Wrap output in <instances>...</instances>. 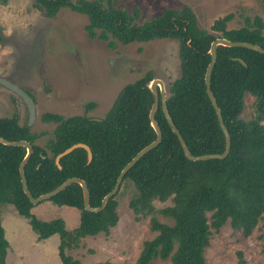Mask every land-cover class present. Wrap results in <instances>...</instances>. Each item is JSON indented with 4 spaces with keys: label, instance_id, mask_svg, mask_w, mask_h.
I'll return each mask as SVG.
<instances>
[{
    "label": "trees",
    "instance_id": "16d2710c",
    "mask_svg": "<svg viewBox=\"0 0 264 264\" xmlns=\"http://www.w3.org/2000/svg\"><path fill=\"white\" fill-rule=\"evenodd\" d=\"M32 4L47 18L55 17L61 8L86 15L84 29L88 37L105 41L108 48L155 39L178 40L180 73L166 90L170 116L191 154L223 152L224 136L205 92L208 49L215 38L250 42L264 48V21L259 15L245 17L241 26L229 29L227 24L232 15L226 14L215 19L207 30L198 26L188 6L179 10L167 8L154 18L139 22L137 12L129 13L111 0H33ZM216 50L210 88L231 137L228 156L205 161L185 158L159 105L155 119L162 132L160 143L126 173L119 190L103 210L84 209L77 183L49 199L55 205L78 210L79 224L73 230H67L61 218L44 221L31 213L34 205L21 188L18 171L25 148L0 143V264H6L8 248L1 225L3 206L13 205L16 213L28 221L38 241L57 234L62 264H81L66 254L65 248H77L87 236L109 233L118 221L116 197L123 186L130 185L134 189L130 208L135 214H151L150 228L156 232L153 238L143 242L134 264H149L155 258L169 259L170 264H208L204 250L211 230L218 231L226 223L244 236L257 229L264 237V54L221 45ZM236 58L243 59L245 65ZM153 78L147 72L127 83L100 118L43 112L41 121L55 126L42 145L36 141L45 132L32 131L27 121L20 122L17 113L0 116L1 137L24 139L33 146L24 167L31 194L37 197L76 176L88 186L90 206H99L124 165L155 139L148 119L153 100L148 84ZM247 94L253 97V115L248 119L242 116ZM93 107L94 103L88 102L85 109ZM77 142L90 147L91 161L87 163L83 148H76L60 159L58 168L55 156ZM169 198L168 206L153 205L154 200L163 202ZM157 215L169 218L171 223L158 220ZM261 253L264 258V245ZM236 264H245L240 251Z\"/></svg>",
    "mask_w": 264,
    "mask_h": 264
},
{
    "label": "rangeland",
    "instance_id": "374dc122",
    "mask_svg": "<svg viewBox=\"0 0 264 264\" xmlns=\"http://www.w3.org/2000/svg\"><path fill=\"white\" fill-rule=\"evenodd\" d=\"M129 13L137 12L144 22L164 9L188 6L196 16L200 28L209 29L215 19L231 14L227 27L237 28L245 17L259 15L264 21L263 0H111ZM33 0H0V49L11 46V57L0 58V77L24 88L34 98L36 117L30 126L34 132H45L36 143L49 138L54 128L40 116L52 112L62 116L82 115L100 118L109 109L120 90L147 72L160 78L167 90L170 81L179 76L178 40L155 39L146 43L131 42L108 48L105 41L89 38L84 26L86 15L69 8H61L53 18L42 16ZM38 13V16L35 15ZM35 16V20L33 17ZM27 24V29L24 25ZM7 27L12 35L5 36ZM9 61H13L9 63ZM88 102L94 107L86 111ZM253 97L245 96L242 116L251 118ZM18 114L20 122L27 121L24 102L0 85V116ZM134 192L132 185L120 189L116 197L118 221L109 233L100 232L80 240L78 247L68 246L65 253L81 264H134L142 244L156 235L150 228L151 214H135L129 206ZM171 204L154 200L161 208ZM37 218L64 220L67 230L79 224V212L70 206H58L44 200L31 208ZM209 215V214H208ZM158 220L171 223L157 215ZM1 225L8 242L6 264H62L58 256L60 238L53 234L37 240L28 221L18 215L13 205L3 206ZM264 237L255 229L244 236L226 223L218 231L211 230L209 244L204 250L208 264H236L242 252L245 264H264L261 249ZM149 264H170L169 259L155 258Z\"/></svg>",
    "mask_w": 264,
    "mask_h": 264
},
{
    "label": "water",
    "instance_id": "95a60500",
    "mask_svg": "<svg viewBox=\"0 0 264 264\" xmlns=\"http://www.w3.org/2000/svg\"><path fill=\"white\" fill-rule=\"evenodd\" d=\"M227 46V47H243L246 49L253 50L255 52L264 54V48L259 46L258 44L250 43V42H244V41H232L226 38H215L209 46L208 53L210 55V60L206 66L205 73H204V85H205V92L207 94V97L215 111L217 121L219 128L221 132L223 133L224 140H225V147L223 152L221 153H206V154H200V155H193L190 153L188 146L183 139L180 131L174 124L170 113L167 108L166 104V88L164 85V82L160 78H153L149 84L148 88L151 91L152 94V104L148 113V119L151 127L153 128L155 132V139L142 147L125 165L124 167L120 170L115 184L113 188L107 192L103 198L101 199V203L97 207H92L90 206L89 203V190L86 182L76 176L69 177L62 181L59 185L54 187L52 190L47 191L45 193L40 194L39 196L35 197L31 194L30 190L28 189L27 182H26V177H25V172H24V167L26 163L28 162L29 158L31 157L33 153V146L30 142L24 139H16V140H8L4 137L0 136V143L3 145H8V146H22L25 148V154L22 158V160L19 163L18 166V171H19V177H20V182H21V188L28 198L29 202L33 205H36L40 203L41 201L44 200H49L52 196L58 194L60 191L64 190L67 186H69L72 183H77L81 187L82 191V200H83V207L85 210L90 211V212H98L101 211L105 208L108 200L113 197V195L116 194V192L119 190L120 184L126 175V173L134 166V164L143 156L145 155L148 151L156 147L162 138V132L160 129V126L155 119V113L160 105L162 113L166 119L167 124L169 125L171 131L175 134L180 147L182 149L183 155L185 158L191 161H205V160H213V159H224L228 156L230 149H231V137L229 134V131L227 127L224 124L222 114L220 111L219 106L217 105L216 99L214 97V94L212 93V90L210 88V77H211V72L213 69V66L216 61V56H217V46ZM238 61H240L243 65H245V62L241 58H236ZM0 85L4 86L11 92H13L15 95L20 97V99L24 102L26 110H27V125L31 126L32 123L35 120L36 117V103L34 98L30 95L29 92H27L24 88L18 86L15 83H12L6 78L0 77ZM76 148H83L86 152V158H87V163H89L92 159V152L90 147L82 142H77L69 147L65 148L63 151L58 153L55 156V164L57 165L58 168H60V159L65 156L66 154L70 153L72 150Z\"/></svg>",
    "mask_w": 264,
    "mask_h": 264
},
{
    "label": "clouds",
    "instance_id": "9594fccd",
    "mask_svg": "<svg viewBox=\"0 0 264 264\" xmlns=\"http://www.w3.org/2000/svg\"><path fill=\"white\" fill-rule=\"evenodd\" d=\"M38 16V13L35 14ZM33 20H35V16L33 17ZM28 25L25 24L24 28L27 29ZM5 36H11L12 35V28L11 27H7L5 32H4ZM15 52V49L11 46H5L2 49H0V58H7V57H11ZM13 61H9V63H12Z\"/></svg>",
    "mask_w": 264,
    "mask_h": 264
}]
</instances>
